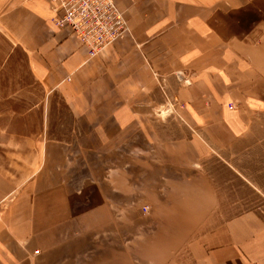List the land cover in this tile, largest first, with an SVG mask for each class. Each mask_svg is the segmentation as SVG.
<instances>
[{"label":"crops","instance_id":"0c3cea01","mask_svg":"<svg viewBox=\"0 0 264 264\" xmlns=\"http://www.w3.org/2000/svg\"><path fill=\"white\" fill-rule=\"evenodd\" d=\"M116 2L91 56L61 1L0 0L42 96L0 126V264H264V206L230 214L207 166L263 104L264 0Z\"/></svg>","mask_w":264,"mask_h":264},{"label":"rangeland","instance_id":"374dc122","mask_svg":"<svg viewBox=\"0 0 264 264\" xmlns=\"http://www.w3.org/2000/svg\"><path fill=\"white\" fill-rule=\"evenodd\" d=\"M3 38L0 33V126L9 131L35 129L37 123L34 121L35 128L31 127L27 112L30 104L40 100L41 93L32 86L24 64L19 66L13 58L8 59L10 49ZM251 116L254 118L247 137L233 142L222 155L230 165L217 154L207 162L230 214L264 206V101ZM149 208H142L147 217L152 214Z\"/></svg>","mask_w":264,"mask_h":264},{"label":"built area","instance_id":"2783aa9c","mask_svg":"<svg viewBox=\"0 0 264 264\" xmlns=\"http://www.w3.org/2000/svg\"><path fill=\"white\" fill-rule=\"evenodd\" d=\"M58 1L65 13L56 20L57 25L70 27L88 47L91 56L130 32L126 14L116 0ZM6 206L7 199L0 200V221Z\"/></svg>","mask_w":264,"mask_h":264}]
</instances>
